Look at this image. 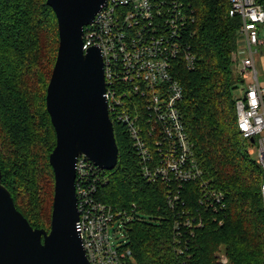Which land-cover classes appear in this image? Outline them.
Wrapping results in <instances>:
<instances>
[{"label":"trees","instance_id":"16d2710c","mask_svg":"<svg viewBox=\"0 0 264 264\" xmlns=\"http://www.w3.org/2000/svg\"><path fill=\"white\" fill-rule=\"evenodd\" d=\"M46 1L0 0L1 182L33 229H50L54 188L49 155L56 135L46 92L59 35ZM174 1L181 51L172 75L182 89L179 111L202 177L181 189L148 182L125 125L111 116L118 161L100 173L96 197L128 218L121 244L130 252L127 264H219L220 255L226 264H264V172L248 152L254 141L238 130L232 95L244 84L233 70L242 20L229 16V0ZM257 2L264 8V0ZM140 110V135L152 148L156 133ZM213 192L221 203L208 198Z\"/></svg>","mask_w":264,"mask_h":264},{"label":"built area","instance_id":"2783aa9c","mask_svg":"<svg viewBox=\"0 0 264 264\" xmlns=\"http://www.w3.org/2000/svg\"><path fill=\"white\" fill-rule=\"evenodd\" d=\"M229 2V16L241 18V37L252 51L262 43L258 25L264 23V8L257 0ZM171 6L177 8L178 4L174 0H107L84 28L83 50L96 46L100 51L110 120L113 116L125 125L140 157L143 177L181 189L184 183L200 179L202 173L179 111L182 89L172 75L181 47L176 24L180 11L173 12ZM190 57L185 56L189 62ZM237 57L233 67L247 84L235 100L237 127L244 139L254 140L248 152L264 172V87L257 82L252 55ZM141 108L148 117V130L156 133L152 148L140 135ZM102 171L83 156L77 160L75 193L85 255L89 264H127L130 252L123 251L120 242L114 240L120 232L124 237L128 218L120 219L126 216L124 212L116 213L98 201ZM260 192L264 200V180ZM169 195L177 197L172 191ZM208 195L221 203V194ZM201 202L205 203L203 198ZM208 205L211 207L210 202ZM202 223L199 219L197 226ZM218 263H227L224 255L219 256Z\"/></svg>","mask_w":264,"mask_h":264},{"label":"water","instance_id":"95a60500","mask_svg":"<svg viewBox=\"0 0 264 264\" xmlns=\"http://www.w3.org/2000/svg\"><path fill=\"white\" fill-rule=\"evenodd\" d=\"M107 0H47L59 35L47 86L46 109L56 135L49 155L54 176L50 229H33L3 186L0 170V264H89L79 231L76 163L83 156L100 170L118 161L98 47L83 50L84 28ZM254 140L251 139V142Z\"/></svg>","mask_w":264,"mask_h":264},{"label":"rangeland","instance_id":"374dc122","mask_svg":"<svg viewBox=\"0 0 264 264\" xmlns=\"http://www.w3.org/2000/svg\"><path fill=\"white\" fill-rule=\"evenodd\" d=\"M258 33H259V40L262 43L258 46L252 47V50L254 52L253 59H254V66H255V69L257 72L258 82H259L260 86L264 87V23L258 25ZM240 43H241V40L238 41V45H239L238 47L241 46ZM246 45H247V43H246ZM248 48H249V46L247 45V49ZM248 55H250V53H247L246 56H248ZM243 57H245V55ZM233 70H235L236 73H238V71H239L236 66L233 67ZM246 88H247V84H242V85L237 84L236 88L232 90L233 97L234 98L240 97L243 94L242 89H246ZM46 207L48 208V205ZM33 215H35V214H33ZM35 219H36V217H35ZM41 228H43V230L49 229L47 227V225H44ZM121 233L122 232L117 234L118 240H114V243H116L118 241L120 242V244L125 243L124 237L121 236Z\"/></svg>","mask_w":264,"mask_h":264},{"label":"crops","instance_id":"0c3cea01","mask_svg":"<svg viewBox=\"0 0 264 264\" xmlns=\"http://www.w3.org/2000/svg\"><path fill=\"white\" fill-rule=\"evenodd\" d=\"M239 40H241V46L240 47H238V54H237V56H239V57H243L244 55H245V57H247L246 55H247V53H250L251 55H252V58H253V54H254V52H253V50L252 51H250L249 50V48L247 49V45H246V41H245V39L244 38H239ZM238 40V41H239ZM239 46V45H238ZM249 56V55H248ZM253 61H254V59H253ZM257 73V72H256ZM257 82H258V77H257ZM259 83V82H258Z\"/></svg>","mask_w":264,"mask_h":264}]
</instances>
